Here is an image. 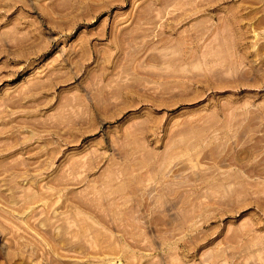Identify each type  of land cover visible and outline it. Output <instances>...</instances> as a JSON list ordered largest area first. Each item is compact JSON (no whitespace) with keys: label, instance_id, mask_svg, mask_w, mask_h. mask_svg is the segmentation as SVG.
Wrapping results in <instances>:
<instances>
[{"label":"rangeland","instance_id":"1","mask_svg":"<svg viewBox=\"0 0 264 264\" xmlns=\"http://www.w3.org/2000/svg\"><path fill=\"white\" fill-rule=\"evenodd\" d=\"M0 264H264V0H0Z\"/></svg>","mask_w":264,"mask_h":264}]
</instances>
